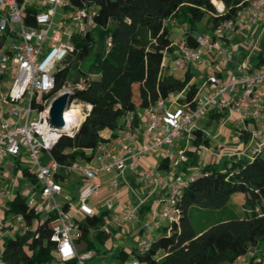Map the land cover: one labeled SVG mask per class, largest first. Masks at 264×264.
Returning a JSON list of instances; mask_svg holds the SVG:
<instances>
[{"label": "built area", "instance_id": "obj_1", "mask_svg": "<svg viewBox=\"0 0 264 264\" xmlns=\"http://www.w3.org/2000/svg\"><path fill=\"white\" fill-rule=\"evenodd\" d=\"M213 2L219 12L224 11L221 0ZM26 7L35 9L33 24L24 21ZM94 15L95 10L73 5L70 0H0V165L8 156L27 165L35 180L29 182L26 201L35 215L41 218L54 215L51 221V238L56 243L54 256L62 263L86 264L91 252L80 251L78 239L82 236L81 222L97 214L92 199L108 184L104 203L106 209H114L121 181L132 188L126 172L137 171V159L142 155L159 151L168 164L164 172L146 169L140 174L155 188L162 187L163 193L159 208L141 223L138 250L145 251L151 246L157 220L171 223L178 219L177 200L192 177L177 172V167L187 161L188 143L195 140V132L201 130L209 135L199 121L210 111L223 112L224 121H231L240 133L248 134L250 156L264 148V63H252L257 44L253 43L244 57L235 62V68L223 75L224 67L235 61L231 47L224 42L225 36L236 29L251 31L255 24L264 29V0H248L234 17L212 30L196 33V45H189L185 37L176 43L173 61L177 68L187 70L195 65L205 69L204 80L192 97L187 98L185 90L168 98L159 97L155 103L143 107L139 123L135 112L128 111L117 138L99 141L94 148L86 149L88 157L72 162L55 159L51 152L53 145L62 134L74 135L91 107L80 100L72 104V97L62 113V124H52V101L81 86L68 80L63 88H56L55 73L68 64L74 50V33L94 25ZM9 76L12 78L7 82ZM43 93L47 96L42 97ZM72 108H76L75 113L68 114ZM253 121L258 125L250 127ZM179 139H184V146L173 150ZM200 147L206 148L205 144ZM72 172L79 173L83 180L75 195L76 212L85 215L82 220L68 213L73 196L64 192V181L60 179V173L66 178ZM144 201V197L138 196L135 203L125 205L100 230L110 234V223L126 225L138 219ZM14 219L19 232L25 233L29 226L23 214L15 215ZM0 264H5L1 250ZM131 264L138 261L133 258Z\"/></svg>", "mask_w": 264, "mask_h": 264}, {"label": "trees", "instance_id": "obj_2", "mask_svg": "<svg viewBox=\"0 0 264 264\" xmlns=\"http://www.w3.org/2000/svg\"><path fill=\"white\" fill-rule=\"evenodd\" d=\"M70 1L95 10L94 25L74 33V50L68 64L55 73L56 88L66 80L81 83L74 88V97L91 107L74 135L62 134L53 145L52 155L60 162L88 157L86 149L108 140L100 134L105 128L111 129V136L116 137L128 111H136L155 103L159 97L168 98L181 90H185L187 98L195 94L197 85L189 83L190 73L179 78L163 72L164 54L175 50L168 20L185 25L184 37L193 46L196 45L193 29L197 23L205 18L212 30L248 3V0H221L225 9L219 12L213 0ZM25 10V23L33 24L35 9L26 7ZM256 58V65L264 63V41ZM195 134V148L187 151L190 159L182 165L183 170H190L188 175L192 179L177 200L178 219L167 224L147 250L133 249L132 256L138 264H224L251 253V259L264 262V148L253 157L230 155L222 162H210L191 170L197 164V149L208 143L201 130ZM240 134L248 139L246 132ZM167 164L161 159L158 167H167ZM21 170L35 180L27 167ZM60 177L65 180L63 173ZM236 192H243L245 196L243 215L209 222L206 226L193 223L192 209L222 207ZM19 213L29 227L25 233L4 237L2 261L57 264L56 243L51 238L54 215L44 218L35 215L25 195L17 190L7 202L0 229L6 228L8 220ZM104 214L87 216L81 222L82 236L78 242H85V246L80 251L92 250L93 237L100 241L108 238L109 234L100 230L106 221ZM252 248L256 250L251 252ZM120 254L122 258L128 255L125 251ZM63 264H73V261Z\"/></svg>", "mask_w": 264, "mask_h": 264}, {"label": "crops", "instance_id": "obj_3", "mask_svg": "<svg viewBox=\"0 0 264 264\" xmlns=\"http://www.w3.org/2000/svg\"><path fill=\"white\" fill-rule=\"evenodd\" d=\"M176 24L181 25L178 22H176ZM182 37H184V36H182ZM180 38H172L175 50L172 53H168L166 55V57L164 58V60H163V72L173 74L174 76L179 77V78H183L186 75V73H190L191 79H190L189 83H196V85L198 87L201 82L195 81V79H196L195 78V68L197 66L191 65L186 70V69H179L174 65L173 60H174V57L177 53L176 43L180 40ZM263 41H264V29L259 24H255L251 31L243 28V29H236V30L229 32L227 34V36H225L224 42L231 47L235 61L233 63L227 64L224 67L223 75H226L229 71H231L233 68H235V62L239 61L240 59H242L244 57V55L249 51V48L252 47L253 43L257 44L256 48L259 47V49H258V51H259L260 48L262 47ZM255 49L253 52H255ZM256 62H257L256 56L253 57V55H252V63L254 65H256ZM177 71L183 72L184 75L181 77L179 75H176ZM142 109H143V107L138 108V109H136V111H134L136 114L135 119H136L137 123H139L141 120L140 113L142 112ZM224 119H225L224 113L220 112L218 110L210 111L206 116H204L202 119H200L199 123L201 125V128L204 129L205 131H206V129L204 128V124H203L202 120H205L207 124L214 123V125L212 126V130L210 131L209 135L203 133V137L206 136L208 139V143L205 144L206 148H201V147H199V148H201L202 150H209V153L212 156L214 155V157L218 155L217 157L219 158V160L217 159V160H215V162H222L223 160L227 159L231 155L232 152L242 151L241 154H235V155L250 156L251 144H249L248 139L245 140V138L241 136L239 129L231 121H227V120L224 121ZM124 120H125V117H124ZM255 125H258V123H254V121L249 123L250 127H253ZM123 126H124V124H123ZM123 126L121 129L117 130V136L116 137L111 136L112 130L109 128L103 129L100 134L104 138L108 139L107 141L110 142L113 139L117 138L122 133ZM148 136H150V133L148 134ZM139 138H142V137L139 136ZM184 144H185L184 139H179L175 142L172 149L175 150L176 148H178L180 146H184ZM211 145H213L214 147L210 148ZM194 148H195V146L193 144V141L188 143V151H192V150H194ZM199 148L196 151V154H197V162L196 163L197 164H196V166L192 167L191 170L194 168L198 169V168H201L202 166H204L203 164H201V162L198 158ZM159 155H160V160L157 163L156 167H153L155 165V162H156L155 155L149 154V155H142L137 159V161H138L137 171H134L131 169L127 170L126 177L130 181L131 187L133 189L132 188L130 189L129 187L126 186V184L123 181H121V183H120V194H119L118 202L116 203V206L114 209L103 210L101 208L102 204L104 203V200L107 196V192H108V186L107 185L108 184L103 186L101 188L100 192L98 193V195L92 199V202L94 201L97 203V205L95 204L97 213L105 212L104 216H105L106 221L104 223H106L107 221H111V218L115 213L122 212L125 205H127L129 203H135L137 201L138 196L145 198L144 203L141 205V208L139 209L138 219L131 221L130 223H128L126 225H115L113 222L110 223L111 224V233L109 234V236L116 234V235H119V239H120V238H123V236L121 235L123 233H132L134 231H138V233H137L138 239L137 238L136 239H137L138 244H139L141 223L143 220L149 218L150 215H152V211L154 209L159 208L158 203H159L160 197L162 196V193H163L162 187L155 188L149 180L143 179L140 176V174L146 169H155L159 172H164L166 170V167H163V168L158 167V165L162 159L161 152H159ZM188 159H190L189 154H188ZM182 165H183V163L177 167V172L188 174L190 172V170L189 171L183 170ZM4 166L10 170H13L14 172H18L20 170V178L23 181L22 184L20 183V188H16L14 194L12 195V197L10 199H12L14 197L17 190H20L21 193H22V191L26 192L28 189V186H29V182H31L32 179L29 176H25L23 174L21 168L27 167V165L25 163L19 161L18 159L14 158L13 156H8L0 165V167H4ZM82 184H83V180H82V178H80V183L75 187L73 197L77 194V191L81 187ZM64 192H66L65 189H64ZM6 205L7 204H4V203H2V201H0V208L1 209L6 207ZM4 217H5L4 213L0 215V227L2 226V219ZM17 224L18 223H16V220L14 219V217H11V219L8 220V224H6L7 227L4 229H0V250L2 248L3 240H4V237L6 235L13 236L17 232L20 231V227ZM156 224H157L156 225L157 229H156L155 233H156V235H159V233L163 232L166 225L169 223L167 221H164V220H162V221L157 220ZM124 236L127 237V235H124ZM107 240H108V238L105 241H100L98 238L93 237L94 247L92 248V250H90L91 257H93L95 254L101 253L100 249L96 247V243H105ZM138 244L136 246H135V244H134V246H132V245L130 246V243L128 244V246L131 247V249H130L131 254H132V250L136 249L139 246ZM121 251H125L126 253H128L124 249ZM256 261H257V259H251V253H248V254L238 258L233 263H224V264H254ZM59 263L63 264L62 262L58 261L57 264H59Z\"/></svg>", "mask_w": 264, "mask_h": 264}, {"label": "rangeland", "instance_id": "obj_4", "mask_svg": "<svg viewBox=\"0 0 264 264\" xmlns=\"http://www.w3.org/2000/svg\"><path fill=\"white\" fill-rule=\"evenodd\" d=\"M167 25L171 29V37L172 38H180L185 35L186 27L185 25L181 24L178 25L176 22H172L170 20L167 21ZM210 23L206 22V19L204 18L202 21L197 23L195 25V28L193 29L194 33L198 32H207L209 30ZM258 48L255 49V52H253V57L257 55ZM194 67V66H193ZM176 75H179L180 77L184 75L183 72L177 71ZM205 76V69L202 67H196L195 68V81L202 82L204 80ZM12 77L9 76L6 78V81L10 80ZM66 80L65 82H67ZM64 82L63 86L66 84ZM61 88V89H62ZM79 99L77 97H74L73 103L78 101ZM24 103V100L21 101V104ZM204 124V128L207 132L212 130V126L214 123L207 124L205 120H202ZM214 147L213 145L210 146ZM152 155H155L156 162L153 167H156L157 163L160 160L159 151L152 152ZM218 156V155H217ZM214 155L212 156L209 153V150H202L199 148L198 152V158L201 162V164L205 165L210 162H215V160H219V158ZM215 158V159H214ZM81 176L77 172H72V174H68L64 180V189L66 192L71 194L73 196V193L75 191V187L80 183ZM22 179L20 178V170L18 172H14L13 170L8 169L7 167H0V201L2 203L7 204L8 200L12 197L14 194L16 188H20V183L22 184ZM22 193L25 195V191H22ZM92 202V201H91ZM245 196L243 192H236L232 194L230 200L226 203V205L219 207V208H194L191 211V220L194 224H198L199 226H206L209 222H216L221 221L226 218L232 217V216H241L244 214L245 210ZM72 205L71 208L68 210V213L70 216H74L75 218L82 220L84 218V214L81 212H76L78 202L75 196L73 197L71 201ZM94 205L97 203L92 202ZM95 205V206H96ZM103 210H106L105 203L102 204L101 207ZM5 207L0 208V215L4 213ZM138 231H134L132 233H123L121 234L123 238L119 239V235L113 234L108 237V240L105 243H96V247L100 249L101 253L95 254L93 257L88 258L86 260V264H131V261L133 260L132 254H131V245L135 246L138 244V237H137ZM124 235H127L125 237ZM137 238V239H136ZM130 243V246L128 244ZM139 245V244H138ZM85 246V242H80L79 247L83 248ZM126 250L129 255L122 258L120 255L121 250ZM256 250V248H252L251 252ZM259 259V258H258ZM257 261L254 264H264V262ZM61 264V263H59Z\"/></svg>", "mask_w": 264, "mask_h": 264}, {"label": "water", "instance_id": "obj_5", "mask_svg": "<svg viewBox=\"0 0 264 264\" xmlns=\"http://www.w3.org/2000/svg\"><path fill=\"white\" fill-rule=\"evenodd\" d=\"M74 93L72 92H64L61 95H58L51 104L50 107V121L54 125H61L62 113L64 109L68 107L69 100L74 97Z\"/></svg>", "mask_w": 264, "mask_h": 264}, {"label": "bare ground", "instance_id": "obj_6", "mask_svg": "<svg viewBox=\"0 0 264 264\" xmlns=\"http://www.w3.org/2000/svg\"><path fill=\"white\" fill-rule=\"evenodd\" d=\"M76 111V108H72L71 110H69V112H67L68 114H74Z\"/></svg>", "mask_w": 264, "mask_h": 264}]
</instances>
